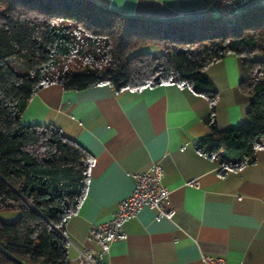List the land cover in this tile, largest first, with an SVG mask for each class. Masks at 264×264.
Listing matches in <instances>:
<instances>
[{
  "label": "trees",
  "instance_id": "trees-1",
  "mask_svg": "<svg viewBox=\"0 0 264 264\" xmlns=\"http://www.w3.org/2000/svg\"><path fill=\"white\" fill-rule=\"evenodd\" d=\"M229 54L239 60L249 108L246 121L220 129L206 68ZM53 82L64 90L106 83L116 92L189 87L208 100L209 132L195 150L223 173L253 163L264 139V4L227 26L139 18L93 0H0V214L10 216H0V264H73L62 230L94 158L56 126L20 123L31 97Z\"/></svg>",
  "mask_w": 264,
  "mask_h": 264
},
{
  "label": "crops",
  "instance_id": "crops-1",
  "mask_svg": "<svg viewBox=\"0 0 264 264\" xmlns=\"http://www.w3.org/2000/svg\"><path fill=\"white\" fill-rule=\"evenodd\" d=\"M93 1L139 18H218L207 8L209 0ZM261 4L246 0L243 10ZM206 73L217 91V126L246 121L249 99L239 88L238 58L229 54ZM207 112L204 95L177 84L116 92L106 83L64 90L53 82L31 97L21 124L56 126L94 158L85 196L62 230L73 264H80L82 252L94 264H203V253L222 256L225 264H264V139L253 163L223 173L217 159L195 150L209 132ZM153 162L162 165L170 189L168 215L143 206L122 223L121 238L93 231L113 216L133 191L135 175Z\"/></svg>",
  "mask_w": 264,
  "mask_h": 264
},
{
  "label": "built area",
  "instance_id": "built-area-1",
  "mask_svg": "<svg viewBox=\"0 0 264 264\" xmlns=\"http://www.w3.org/2000/svg\"><path fill=\"white\" fill-rule=\"evenodd\" d=\"M246 0H209L208 10L215 12L220 21L227 25H235L243 13ZM164 169L159 162H153L145 170L135 175L133 191L117 204L113 216L106 222L93 228L104 234L108 240H115L124 235L122 223L135 216L143 206L154 208L158 215L167 216L165 205L169 199L170 189L163 183ZM196 183V182H195ZM80 264H94L90 254L82 252ZM203 264H225L222 256L201 254Z\"/></svg>",
  "mask_w": 264,
  "mask_h": 264
},
{
  "label": "rangeland",
  "instance_id": "rangeland-1",
  "mask_svg": "<svg viewBox=\"0 0 264 264\" xmlns=\"http://www.w3.org/2000/svg\"><path fill=\"white\" fill-rule=\"evenodd\" d=\"M215 16V15H214ZM214 19H218L217 17H213ZM147 46H145V47H139L136 51L137 52H139V51H147L148 50V48H146ZM148 47H150L151 49H154L153 47H151V46H148ZM69 64L70 65H74L75 64V62H69ZM0 216H1V218H3V219H8L10 216L9 215H7V214H5L4 212L3 213H1L0 214Z\"/></svg>",
  "mask_w": 264,
  "mask_h": 264
}]
</instances>
